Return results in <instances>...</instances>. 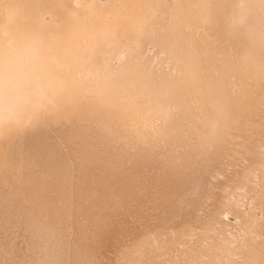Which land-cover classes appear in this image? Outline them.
I'll list each match as a JSON object with an SVG mask.
<instances>
[{
  "label": "bare ground",
  "instance_id": "obj_1",
  "mask_svg": "<svg viewBox=\"0 0 264 264\" xmlns=\"http://www.w3.org/2000/svg\"><path fill=\"white\" fill-rule=\"evenodd\" d=\"M196 0H0V18L42 25L103 19L128 37L149 82L167 81L165 112L129 143L118 113L82 103L60 124L6 146L0 169V264H39L38 232L54 229L94 264H264V79L238 69L243 47ZM148 22L140 36L126 17ZM100 55L89 68L103 67ZM186 66L199 82L184 77ZM124 89L135 93L128 77ZM160 99V98H156ZM220 108L225 126L193 146V117ZM179 163H171L174 158Z\"/></svg>",
  "mask_w": 264,
  "mask_h": 264
},
{
  "label": "clouds",
  "instance_id": "obj_2",
  "mask_svg": "<svg viewBox=\"0 0 264 264\" xmlns=\"http://www.w3.org/2000/svg\"><path fill=\"white\" fill-rule=\"evenodd\" d=\"M196 3L202 25L219 14L224 36L243 47L238 69L264 79V0ZM126 18L140 36L147 34V21ZM127 42L128 37L118 36L114 25L103 19L74 18L51 28L24 13L0 18V169L7 163L6 146L41 127L66 121L82 103L114 110L128 142L142 141L152 122L165 112L161 99L171 85L150 83L143 65L132 57L119 65L118 72L111 71L112 56ZM97 55L103 58V67L89 68ZM182 75L199 82L192 67L186 66ZM124 77L134 81L135 93L124 89ZM224 126L222 109L211 114L201 111L193 117V146L214 140ZM170 162L179 163V158ZM38 240L39 264H64L70 250L54 229L40 230ZM71 255V264H94L90 250L76 249Z\"/></svg>",
  "mask_w": 264,
  "mask_h": 264
}]
</instances>
